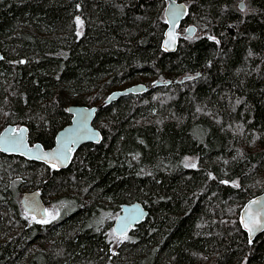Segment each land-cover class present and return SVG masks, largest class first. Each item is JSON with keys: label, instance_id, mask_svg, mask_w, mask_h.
<instances>
[{"label": "trees", "instance_id": "1", "mask_svg": "<svg viewBox=\"0 0 264 264\" xmlns=\"http://www.w3.org/2000/svg\"><path fill=\"white\" fill-rule=\"evenodd\" d=\"M177 1L198 33L167 53V0H0V132L48 149L69 105L161 82L103 105L66 170L0 152V264H264L240 222L264 192V0ZM34 190L61 219L25 220ZM135 201L148 216L117 236Z\"/></svg>", "mask_w": 264, "mask_h": 264}, {"label": "water", "instance_id": "2", "mask_svg": "<svg viewBox=\"0 0 264 264\" xmlns=\"http://www.w3.org/2000/svg\"><path fill=\"white\" fill-rule=\"evenodd\" d=\"M244 8V2L241 4ZM189 7L186 3L177 0H167L165 9V19L167 29L164 34L162 49L167 53H174L178 49L179 32L178 28L187 18ZM197 32L196 26H190L185 32V36L193 37ZM172 33V37H169ZM3 55L0 52V62ZM145 83H137L123 89L111 92L101 105L85 106V105H69L68 113L71 115V123L58 131L55 143L51 148L46 149L41 143L31 144L29 138V128L25 125H8L0 132V147L6 150L0 152L7 155H15L22 157L28 161H35L52 167L56 164V169L66 170L72 163L75 154L80 148L87 144H99L103 140L102 132L94 125L97 112L103 105L111 104L127 95H139L147 92L153 86ZM13 138H15L13 142ZM71 148L66 162L59 159H52L51 155L45 158L46 154L66 151ZM259 201L260 203H253ZM20 205L24 211L35 216L37 220L48 218V207L43 199V194L39 190L29 191L22 194ZM148 216V210L142 203L135 201L123 204L120 207V213L113 222V231L117 236H124L132 228L141 224ZM138 217V218H136ZM251 217V219H250ZM259 218L260 223L264 225V192L250 199L243 207L240 214V222L242 229L247 233L250 243H252L259 235L264 233V229H257L253 233L244 227L242 221L251 223L252 219Z\"/></svg>", "mask_w": 264, "mask_h": 264}, {"label": "rangeland", "instance_id": "3", "mask_svg": "<svg viewBox=\"0 0 264 264\" xmlns=\"http://www.w3.org/2000/svg\"><path fill=\"white\" fill-rule=\"evenodd\" d=\"M241 3H242V2H241ZM241 3H240V4H241ZM245 7H246V4L244 3V8H243V9H245ZM188 25H189V24H188ZM188 25H186L185 27H183L181 30L179 29V32H180L181 35H183V34L185 33L186 28H187ZM82 27H83V23H78V30H79V32H82ZM153 81H154V79H153ZM154 83H155V82H154ZM147 85H148V84H147ZM125 87H126V86H123V87H121V88H119V89H123V88H125ZM101 101H103V100H99V101L97 102V105H98V103L101 102ZM186 161H187V163H188L189 165H191V166H198V160H197V158H187ZM21 196H22V195H21ZM21 196H20V199H21ZM46 204H47V207H48V213H52V216H51V217L48 216V218H47V219L50 221V222L47 223V224L54 223V222L58 221L59 219H61V217H62L61 215L63 214L61 208L58 207L54 201L52 202V199H51L50 201H47ZM23 211H24V209H23ZM28 215H29V214H28ZM29 216H30V217H27V216H24V215H23V217L25 218V220H26L28 223H33L34 221H37V219H35V220L32 219L33 216H31V215H29ZM52 217H55V218H52ZM115 219H116V217H115ZM115 219H114V220H115ZM44 225H46V224H44ZM120 238H121V237H120Z\"/></svg>", "mask_w": 264, "mask_h": 264}, {"label": "snow or ice", "instance_id": "4", "mask_svg": "<svg viewBox=\"0 0 264 264\" xmlns=\"http://www.w3.org/2000/svg\"><path fill=\"white\" fill-rule=\"evenodd\" d=\"M78 23H82L80 21H78ZM169 37L174 39V37H172V33H169ZM15 138H13V142H14ZM0 150H6L2 147H0ZM71 151V148H68L66 151H63V152H56V153H53V154H46L45 158H47L48 155H51L52 159H59L61 160V162H66L67 159H68V154L70 153ZM52 167H56V164H52ZM253 203H260L259 201H253ZM48 216H52V213H48L47 214ZM52 218H55V217H52ZM138 218V217H136ZM33 220H35V216L32 217ZM251 219V217H250ZM37 223H42V224H47L49 223L50 221L48 219H42V220H37L36 221ZM242 223H244V227L249 231V233H253L255 230H257L258 228L259 229H264V225H262L260 223V220L259 218H255V219H252V222L251 223H247V222H244L242 221Z\"/></svg>", "mask_w": 264, "mask_h": 264}, {"label": "flooded vegetation", "instance_id": "5", "mask_svg": "<svg viewBox=\"0 0 264 264\" xmlns=\"http://www.w3.org/2000/svg\"><path fill=\"white\" fill-rule=\"evenodd\" d=\"M240 9H241V5H240ZM241 10H243V9H241ZM186 25H181V26H179V28H178V32H179V29L181 30L183 27H185ZM190 26H193L192 24H189L188 26H187V28H186V30L188 29V27H190ZM195 26V25H194ZM197 28V27H196ZM186 32V31H185ZM198 33V30H197V32H196V34ZM179 34H180V32H179ZM196 34L193 36V37H195L196 36ZM182 37H188V38H193V37H189V36H185V33L183 34V35H179V41H180V39L182 38Z\"/></svg>", "mask_w": 264, "mask_h": 264}]
</instances>
